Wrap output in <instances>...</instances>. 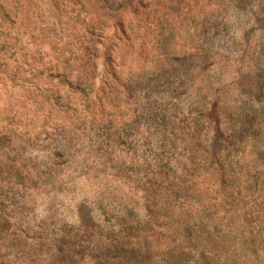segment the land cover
<instances>
[{
	"label": "rangeland",
	"instance_id": "rangeland-1",
	"mask_svg": "<svg viewBox=\"0 0 264 264\" xmlns=\"http://www.w3.org/2000/svg\"><path fill=\"white\" fill-rule=\"evenodd\" d=\"M263 110L264 0H0V264H141L222 179L261 198Z\"/></svg>",
	"mask_w": 264,
	"mask_h": 264
},
{
	"label": "trees",
	"instance_id": "trees-1",
	"mask_svg": "<svg viewBox=\"0 0 264 264\" xmlns=\"http://www.w3.org/2000/svg\"><path fill=\"white\" fill-rule=\"evenodd\" d=\"M120 16L116 14V25L121 29ZM97 43L98 40L96 41V34H94L93 38L87 40V44L85 43L82 47L83 55L79 56V74L83 78L93 77ZM88 50L91 52L89 57L86 54ZM103 54L106 71L113 75L111 60L105 51ZM73 88L76 89L80 98L83 97L85 104L82 108L86 110L88 108L86 101L89 98L87 90L85 91L79 82L74 83ZM75 108L73 106L71 110L75 111ZM244 123L246 126H243L241 132L244 131V134L247 133L256 141L259 139L263 141L264 110L260 112V115L246 116ZM213 138L214 142L216 137ZM222 182L223 179L219 187L215 189L216 195L212 198L211 211L207 210L209 207L203 208L205 216L199 220L200 229L196 230L186 221H182V232L178 233L181 236L180 239L173 236L167 247L153 256L147 252V248L140 252L141 246L138 245L134 249L133 256L139 257L141 264H261L262 262L264 264V194L261 198H257L259 196L256 195V198H252L247 204L243 202V197L239 198L242 191L229 190L231 186H221ZM253 187L255 190L258 188L264 190V173L256 172ZM219 210H222V214L217 212ZM229 210L230 212L225 216L224 213ZM251 216H253L252 220H249ZM250 221H257L256 232L246 236L243 230L245 225L251 223ZM171 223L170 226H172ZM259 254L263 257L262 262L261 259H257Z\"/></svg>",
	"mask_w": 264,
	"mask_h": 264
}]
</instances>
